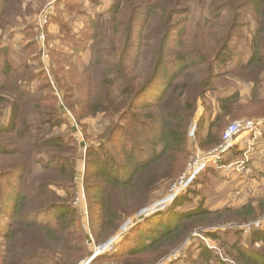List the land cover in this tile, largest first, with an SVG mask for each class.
<instances>
[{
	"label": "trees",
	"instance_id": "obj_1",
	"mask_svg": "<svg viewBox=\"0 0 264 264\" xmlns=\"http://www.w3.org/2000/svg\"><path fill=\"white\" fill-rule=\"evenodd\" d=\"M7 2L0 0L1 5ZM89 29V114L105 112L113 117L108 125L109 140H114L121 127H130L128 137L122 140L125 160H118L120 153L110 156L101 146L91 151L96 158L89 164V174L95 180L87 189L91 194L90 210L97 219L93 235L101 241L116 232L122 220L113 192H119L124 202L129 201L127 214L130 207L139 208L143 200L147 202L162 179L178 172L188 153V130L200 100L204 110L198 117L195 135L202 147L212 148L222 142L227 120L241 117L238 109L247 106L242 100L244 92L250 91L247 102L264 103V96L261 100L254 96L264 87V0H114L105 12L89 19ZM55 39L56 45L61 43ZM3 43L0 154L10 156L19 150H11L9 142L2 139L15 134L14 142L26 140L34 130L22 117V100L27 91L34 92L29 87L38 73L20 80L22 75L17 71L28 67L26 59L19 56L22 50H12ZM51 54L61 57L53 50ZM104 58L107 64L98 68ZM63 61L71 65L75 58L69 55ZM58 70L64 68L52 65L53 77ZM227 75L231 78L222 81L231 86L208 100L206 94L216 93V80ZM5 102L9 105L7 120ZM48 144L57 142L50 139ZM232 151L237 153V157L232 156L234 160L242 157L233 147L227 154ZM60 165H46L45 169L66 172L70 164ZM198 177L167 211L158 212L155 220L151 216L147 228L138 227L137 243L121 255L127 264L128 257L183 242L192 227L203 220L231 212L254 215L260 205L264 207L263 196L257 205L228 207L225 213L209 209L202 200L184 210L183 203L194 199L190 191L195 192L190 189ZM4 185L7 188L3 189ZM25 186L24 177L13 179L0 169V264H77L83 258V235L78 232L76 209L68 200L52 201L56 194L48 182L40 183L34 191ZM34 195L42 199L37 214L26 210ZM241 233L236 231L231 242L233 258L238 264H264V227L251 232V244L246 247L240 242ZM53 244L61 248L59 253L48 250ZM197 257V264H226L204 245Z\"/></svg>",
	"mask_w": 264,
	"mask_h": 264
},
{
	"label": "rangeland",
	"instance_id": "obj_2",
	"mask_svg": "<svg viewBox=\"0 0 264 264\" xmlns=\"http://www.w3.org/2000/svg\"><path fill=\"white\" fill-rule=\"evenodd\" d=\"M113 1L8 0L6 5L0 4V42L9 45L12 50H22V55L19 56L23 58V61L26 59V65H28L25 69L17 71L22 75L20 80H28L29 77L25 75L32 77L38 73L33 85L29 87L33 88L34 92L27 91L22 100V117L30 121L34 130L29 132V138L26 140L22 138L14 142L15 134L2 139L9 142L8 146L11 150L18 149L19 152L10 156L0 154V169L13 179L16 176L24 177L26 190L29 189V191H34L40 183L48 182L50 189L56 194L55 197H51L52 201L68 200L67 202L72 204L77 211L78 232L83 235L81 243L83 258L77 264L85 262L97 248L102 253L89 264H127V261L123 259L124 256L121 255L137 243L138 227L147 228L149 220H155L154 215L160 212L146 215L148 208L155 204L162 205V202L166 201L172 193L174 185L180 182L188 164L198 155L207 157L215 149L210 145L202 147L199 138L195 135V123L197 125L198 117L204 110L200 100L188 130V153L178 172L171 178L162 179L156 190L150 194L149 200L147 202L146 199L143 200V205L139 208L135 206L137 209L130 207L127 214L125 211L130 206L129 201L124 202L119 192H113V202L120 207L122 220L111 236L101 241L95 239L93 232L97 219L95 213L90 210L91 194L87 189V185L95 180L89 174L91 170L89 164L96 158L91 151L103 147L110 156L120 153L117 156L118 160H125L122 140L128 137L127 132L130 129L129 126L121 127L115 134L114 140H109L108 125L113 117L106 115L105 112L89 114V19L97 13L105 12ZM248 32L249 29H246V33ZM55 38H59L61 43L56 45ZM242 48H245L244 45ZM52 50L61 54L62 58L51 54ZM69 55L75 58L71 65L63 61ZM106 64V58H104L100 61L98 68ZM52 65L54 68H64L63 71L58 70L56 78L50 73ZM223 78H231V76H222L216 80L214 85L216 93L206 94L208 100L224 94L226 87L231 86L222 81ZM232 78H235V75ZM239 80L237 79L238 82ZM26 86L28 84L23 88ZM244 94L242 100L247 103V106L238 109L241 117L232 121L227 120L224 128L236 120L264 118V115H261L264 113V103L258 100L249 103L250 91ZM254 96L261 100V96H264V87L260 93L256 91ZM8 106L6 102L3 104L6 115L4 120H7L9 115ZM130 118L124 119L123 124L126 125ZM193 128L194 131H192ZM251 135L253 137L247 143V149L253 153L254 161L251 163L252 159H250L248 164L255 174L250 175L249 178L236 175V164L232 156L235 157L237 153L232 151L227 154L229 150L221 155L217 164L210 162L206 171L197 175L199 177L190 189L195 192L193 194L190 191L194 199L183 203L184 210L195 207L199 200L204 201L209 209L222 213H225L223 210L228 207L235 208L247 203L259 204L260 198L264 196V151L258 152L256 158L254 153H257V150L260 151V148H257L258 145L264 149V130L256 139L253 134ZM50 139H54L57 144H48ZM127 148L130 150L129 147ZM68 162L70 165L66 172L45 169L46 165L58 167V164ZM20 170H23L21 174H19ZM190 186L191 184L187 186V189ZM5 188L7 185L3 186V189ZM180 196L181 194L173 201H169L161 211H167ZM41 201V197L34 195L28 203L27 212L39 213ZM151 216L153 217L149 219ZM212 219L195 224L183 242L157 251H149L137 257H128V261L130 264H197V253L204 245L221 259L224 257L222 260L226 264H230L231 261L238 264L231 255L234 253L231 242L236 238L235 232L239 231L244 224L264 219V207L260 205L254 215L231 212L213 216ZM206 232L221 234L223 237H210ZM250 235L251 233L248 235L241 233L240 242L245 247L251 244ZM202 238L209 241L210 247ZM74 242L76 241L69 243ZM48 250L56 254L61 251V248L53 244Z\"/></svg>",
	"mask_w": 264,
	"mask_h": 264
},
{
	"label": "built area",
	"instance_id": "obj_3",
	"mask_svg": "<svg viewBox=\"0 0 264 264\" xmlns=\"http://www.w3.org/2000/svg\"><path fill=\"white\" fill-rule=\"evenodd\" d=\"M196 126V123H195ZM264 127V118L261 119H248V120H236L232 122L229 126H227L222 134V142L215 147L208 154L207 157H203L198 155L193 161L188 164V167L183 174L179 183H176L173 187L172 193L168 196L166 201H163L162 205L155 204L148 208L145 212L146 215L153 214L155 212L161 211L168 204L169 201H173L174 198L178 197L184 191H186L187 186L192 183V181L196 178V176L207 166L210 162L217 164L218 160L221 158L222 154L227 153L231 148L237 144L236 141L242 137L245 133L249 136L251 134L256 135L261 132V128ZM194 131V128L192 129ZM247 141H249L247 139ZM250 161L247 153L243 156L242 159L234 162L236 164V172L238 174H252L253 169L249 166L248 162ZM233 165V164H231ZM230 165V166H231ZM264 227V219H259L253 222H249L241 226L240 230L243 234H249L253 230H259ZM90 233V231H89ZM91 236V233L89 234ZM210 247V243L205 238H202ZM100 249H96L91 256L82 264H89L95 257L102 253ZM224 259V257H222ZM229 259V258H227ZM230 264H237L234 261H231Z\"/></svg>",
	"mask_w": 264,
	"mask_h": 264
},
{
	"label": "crops",
	"instance_id": "obj_4",
	"mask_svg": "<svg viewBox=\"0 0 264 264\" xmlns=\"http://www.w3.org/2000/svg\"><path fill=\"white\" fill-rule=\"evenodd\" d=\"M263 130H264V127L261 128V132L259 131L258 134L254 135V136H255V139H256L257 137H259V136L262 135ZM257 135H258V136H257ZM252 137H253L252 135L249 136L248 134L245 133L244 135H242V137H240V138L236 141L237 144H235V145L233 146V149H235L236 151H241V153H242V157H241L240 159H242L243 156H244L246 153H247L248 156L251 155V158H250V159H252V155H253V153H250V151L247 149V143L250 142V141H247V139L250 140V139H252ZM257 148H260V151L257 150V153H254V157H255V158L257 157L256 154H258V152H263V151H264L263 147L260 146V145H258ZM240 159H238V160H240ZM260 159H261V158H260ZM235 161H237V160H235ZM253 161H254V160L252 159V160H251V163H252ZM235 174L238 175L239 177H242V178H244V177L246 178L248 175H250V174L246 175V174H238V173H235Z\"/></svg>",
	"mask_w": 264,
	"mask_h": 264
}]
</instances>
